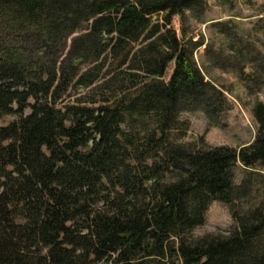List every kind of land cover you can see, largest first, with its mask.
<instances>
[{
	"label": "trees",
	"instance_id": "16d2710c",
	"mask_svg": "<svg viewBox=\"0 0 264 264\" xmlns=\"http://www.w3.org/2000/svg\"><path fill=\"white\" fill-rule=\"evenodd\" d=\"M204 6L0 0V119L15 116L0 125V264H264V190L233 177L238 162L264 167V103L239 149L174 137L188 130L183 112L223 126L231 109L193 60L202 41L174 28ZM119 55L128 69L102 80L104 58ZM73 84L102 98L67 104ZM213 201L231 206L235 226L194 236Z\"/></svg>",
	"mask_w": 264,
	"mask_h": 264
},
{
	"label": "rangeland",
	"instance_id": "374dc122",
	"mask_svg": "<svg viewBox=\"0 0 264 264\" xmlns=\"http://www.w3.org/2000/svg\"><path fill=\"white\" fill-rule=\"evenodd\" d=\"M204 8L205 13L200 20L189 11L183 21L180 17H175L174 28L181 39L185 37L202 41L203 45L194 50L193 60L206 80L225 92L231 102V109L224 117L223 126L210 125L201 111L183 112L180 118L184 125L188 124V130L183 134H175L174 137L177 141L193 142L199 146L223 145L239 149L251 143L257 135L259 124L253 108L258 101L264 103V79L260 73V68L264 65V0H205ZM76 35L78 33L68 38L67 53ZM138 45L139 42L135 44ZM119 56L104 58L105 66L100 73L102 80L128 69L126 66L120 67L122 55ZM173 68L172 63L167 70L166 80H169ZM128 85L129 82L126 81L120 83L118 88ZM102 93V89L94 85L85 88L73 84L65 95L64 102H97L102 98ZM63 105L61 102L57 103L59 108H63ZM14 119L13 115L4 116L0 119V125H8ZM249 175L255 179V188L263 191L264 167L253 170L238 162L233 169L237 185ZM234 226L231 206L213 201L207 211L206 222L197 227L193 234L196 237L227 234ZM144 264L162 263L150 259ZM175 264L180 263L176 261Z\"/></svg>",
	"mask_w": 264,
	"mask_h": 264
}]
</instances>
